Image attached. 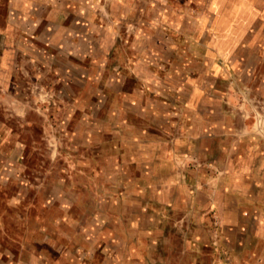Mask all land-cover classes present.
<instances>
[{"label":"rangeland","instance_id":"obj_1","mask_svg":"<svg viewBox=\"0 0 264 264\" xmlns=\"http://www.w3.org/2000/svg\"><path fill=\"white\" fill-rule=\"evenodd\" d=\"M216 6L0 0V264H264V0Z\"/></svg>","mask_w":264,"mask_h":264},{"label":"crops","instance_id":"obj_2","mask_svg":"<svg viewBox=\"0 0 264 264\" xmlns=\"http://www.w3.org/2000/svg\"><path fill=\"white\" fill-rule=\"evenodd\" d=\"M221 1L222 0H216V8L218 9L219 7H221ZM226 2V0H224ZM231 4V3H230ZM233 5H235V2L232 3ZM159 173H161V171H159ZM151 237L156 236L154 233H152V235H150ZM113 253L115 255V257L112 259L111 264H136L137 260L136 258L140 257L142 255V259L141 261H143L141 264H161L162 261L161 260H152V258L149 255H151L152 253H148L147 252V248L143 247V248H138L136 246H132L131 243H128V246L126 248V259L120 256V249L114 247L113 249ZM139 264V263H138Z\"/></svg>","mask_w":264,"mask_h":264}]
</instances>
